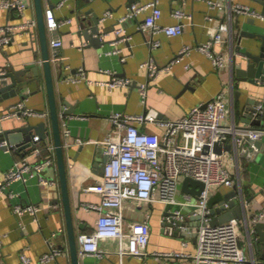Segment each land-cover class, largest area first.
<instances>
[{"label":"crops","instance_id":"0c3cea01","mask_svg":"<svg viewBox=\"0 0 264 264\" xmlns=\"http://www.w3.org/2000/svg\"><path fill=\"white\" fill-rule=\"evenodd\" d=\"M18 1L25 4L22 11L6 9L2 5L4 0H0V20L11 25L36 21V26L30 30H18L9 44L0 46V71H24L26 75L21 77L28 80L34 77L33 68L38 66L42 90L37 91L40 84L35 83L23 90L28 96L26 98L19 95H0V111H7L23 103L28 109L45 113L46 117L26 116L9 119L0 122L1 132L14 130L27 123H50V104L35 0ZM151 1L135 0L129 5V0H42L44 13L48 7L54 8L55 17L61 22L57 30L50 31L46 28L53 63L55 66L63 65L62 70L56 68L53 73L59 109L63 107V98L74 109L73 115L61 116V125L81 264L120 263L118 242L112 239L100 242L101 249L106 252L104 258L80 255V236L92 233L99 217L98 211L87 210L85 206L89 203H100L101 197L97 193L86 191V187L98 183L102 177L101 167L108 155L99 141L104 140L114 128L111 121L113 114L138 115L153 109L158 112L160 119L175 120L186 116L195 106L206 103L224 92L227 103L224 123L255 127L252 124L254 115L250 109L264 103V84L239 83L234 81L232 73L233 55H236L238 61L243 59L237 54V46L240 45L243 51L250 49L258 52L263 44L261 37L242 36V31L264 35L263 20L239 14L233 6L248 5L262 13L260 4L251 0H158L162 9L159 24L162 26L179 22L173 16L176 9H183L192 16L182 22L183 32L177 36L142 30L141 26L150 14L149 9L121 21L134 4L144 5ZM211 1L221 3L223 8H212ZM60 3L62 6H59ZM95 19H98L101 31L99 46H95L78 33L81 24L91 30ZM250 19L256 22L248 23ZM223 22L228 23L229 30L223 33L224 42L216 47L226 59L222 69L216 70L211 59L199 50H192L189 54L179 57L185 46H198L208 42ZM119 28L124 30L128 40L118 41L116 29ZM55 39H61L63 42L57 50L52 46ZM155 41H159L158 47L151 46ZM149 61L160 67L170 64L171 68L152 79L148 67L142 66ZM80 69H84L87 76L94 81L109 80L118 76L129 79L131 83L111 91L99 84L69 81L68 79L76 76ZM142 84L148 85L145 100L140 94ZM142 129L150 133H163V128L156 123H146ZM79 140L82 143H79ZM260 140L262 148L256 161L242 159L229 152L223 155L227 168L232 174L240 176L252 225L256 224L252 220L254 214L264 210V195L261 192L264 186V135ZM47 142L55 147L53 136H50ZM23 152L25 151L0 150V179L13 167L16 160L37 162L43 158L42 154L37 155L31 149L25 157ZM74 156H77V161H73ZM45 174L59 180L57 158L56 164L48 167ZM223 189L225 193L231 190ZM10 194L14 196L10 197ZM56 198L60 199L59 203ZM17 203L40 204L42 210L39 213V221L35 222L29 214H15L13 206ZM124 213L127 223L144 220L147 214H150L151 237L147 257L127 256L123 259V264H197L192 259H156L153 256L157 251H183L192 254L196 252L194 239L184 246L181 238L164 232L162 220L165 206L162 203H145L139 206L133 201H127ZM237 221L241 247L248 259L247 264L262 261L264 244L260 237L253 235V229L249 232L245 220ZM0 239V264H20L22 253L31 257L32 264H72L60 181L57 189L41 187L36 178L26 183L17 181L8 186L0 196ZM50 245L61 248L63 252L56 260L41 263L40 257L49 252Z\"/></svg>","mask_w":264,"mask_h":264},{"label":"built area","instance_id":"2783aa9c","mask_svg":"<svg viewBox=\"0 0 264 264\" xmlns=\"http://www.w3.org/2000/svg\"><path fill=\"white\" fill-rule=\"evenodd\" d=\"M2 5L6 9L20 11L25 7V4L18 0H4ZM210 5L212 8H223L219 2L211 1ZM59 6H62V3ZM233 8L239 14L250 15L264 21V14L248 5L235 4ZM148 9L150 14L146 16L141 29L151 30L153 33L180 35L183 32L182 22L192 18L190 14L179 8L173 12V16L179 22L162 26L159 24L162 9L158 5V0H152L144 5L134 4L121 21ZM44 17L48 30L54 31L60 27L61 22L56 19L54 8L48 7ZM33 26H36V21L11 25L0 20V33H2L0 46L9 44L18 30H30ZM228 30V23H221L208 42L198 46H185L179 57L189 54L192 50H199L211 59L216 70L222 69L226 59L216 47L224 42L223 33ZM116 33L118 41L129 39L122 28L116 29ZM62 44L61 39L52 41V46L56 50ZM159 44V41H155L151 46L158 47ZM142 66L148 67L152 79L171 68L170 64L160 67L153 61L145 62ZM68 80L99 84L111 91L129 86L131 83L129 79L118 76H113L109 80L94 81L87 76L84 69H80L76 76ZM259 83L264 84V80H260ZM147 87V84L141 85L140 94L143 100L147 95ZM256 109L257 113L263 112L264 103H260ZM226 114L227 103L224 92L217 94L206 103L195 106L186 116L175 120L160 119L158 112L153 109L138 115L113 114L111 121L114 128L104 140L99 141L109 157L104 173L98 183L86 187V191L97 193L101 197L100 203H89L85 206L87 210L98 211L99 217L96 229L92 233L80 236L82 245L80 255L104 258L106 252L101 249L100 242L105 239L118 242L119 264H123V259L127 256L145 258L149 255L150 214H147L144 220L126 222L125 203L133 201L139 206L145 203H162L165 206L162 220L164 232L181 238L184 246L195 238V254L183 251H157L153 253L156 259H192L197 264H247L248 259L241 247L238 221L231 220L218 225L212 223L214 216L211 214L209 201L219 189H232L237 185L240 189L239 196L242 197L240 176L232 174L223 158L226 152L224 150L222 153L215 152L214 145L220 143L224 148L230 143L235 149L232 153L238 156L237 148L247 141L260 140L264 130L258 127L225 124ZM26 116L46 117V114L28 109L23 103H19L7 111H0V122ZM146 123L158 124L163 128V133L144 131L142 126ZM78 142L82 143L81 140ZM45 149L48 154L37 162L27 159L15 161L13 167L0 179V196L12 183L17 181L26 183L33 178L38 180L41 187L59 188V180L45 174L48 167L56 164L55 147L47 142ZM34 151L37 155L42 154L40 148ZM186 177L204 183L205 186L199 194L182 191V182ZM212 188H216L214 193H211ZM261 192L264 195V186ZM13 196L10 194V197ZM217 206L219 205H215ZM224 206L228 208V202H225ZM41 210L40 204L17 203L13 206L15 214L19 216L29 214L33 216L35 222L39 221ZM252 220L255 223L264 222V210L256 212ZM62 252L61 248L50 245L49 252L41 255L40 261L41 263L54 261ZM20 264H32L31 257L22 253ZM253 264H264V261H254Z\"/></svg>","mask_w":264,"mask_h":264},{"label":"water","instance_id":"95a60500","mask_svg":"<svg viewBox=\"0 0 264 264\" xmlns=\"http://www.w3.org/2000/svg\"><path fill=\"white\" fill-rule=\"evenodd\" d=\"M262 6V14H264V0H251ZM135 0H129V5H132ZM35 7L37 11L38 28L41 37V46L43 54V68L45 73V83L50 104V123L43 121L38 125L24 124L15 128L14 130H5L0 133V150H14V151H25L22 155L25 157L29 149H37V143L39 141H44L47 143L50 136H53L55 144V153L57 158V167L59 172V181L62 193V201L64 205V211L66 216L67 233L69 238L70 252L72 258V264H81L77 243V236L74 227V217L73 208L70 198L69 189V174L65 157V147L62 136V125L61 116H69L74 114L73 107L71 108L69 102L63 98V107L59 109L55 80H54V69L58 68L62 70L63 65H54V61L51 58L49 51V44L47 40V30L44 19V9L42 0H35ZM248 23H255L254 19L247 21ZM98 19L94 20V27L91 30L85 28L84 24H81V29L78 32L80 36L93 43L95 46H99L101 31L98 27ZM242 36H248L252 38L261 37L263 44L259 47L258 52H254L250 49L243 51L241 46H237V54L242 56L241 61L237 60L236 55H233V77L234 81L237 82H248L253 85H258L259 80H264V35L261 34H248L242 31ZM34 77L26 80L21 77L26 75L24 71L16 70H1L0 71V95L5 96H16L19 95L22 98L28 97L23 90L29 85L39 83L40 88L37 91H41V79L39 77V67L33 68ZM10 80V82H8ZM238 93H240L238 91ZM252 111L253 122L255 127L264 130V111L257 113V109H250ZM250 123L249 120H246ZM51 126V127H50ZM34 131V132H33ZM38 137V139H37ZM6 142L7 144H3ZM262 148L261 140L258 141H247L241 144L238 148V156L242 159L256 161L260 150ZM232 153L235 149L232 144L227 143L223 146L220 143H215L214 151L217 153H222V151ZM73 161H77V156L72 157ZM109 157L103 161V166L101 167L103 173L105 169V164L107 163ZM74 169H72L73 171ZM102 173V175H103ZM204 183L195 180L191 177L184 178L182 182L181 189L183 192H190L195 195L199 194L204 188ZM224 189H219L209 201V207L211 209V214L214 216L213 225H218L231 220H245L249 232L253 229V235L260 237V241L264 244V222H258L254 225L250 223L247 211V199L244 196V190L242 187V197L239 196L240 189L236 185L228 193L223 191ZM60 199L56 198V202L59 203ZM228 202L229 207L224 206V203ZM79 200V204H81ZM219 205L215 207V205ZM80 205L78 210H80ZM177 235V233H176ZM195 241V238H194ZM262 261H264V255L262 256Z\"/></svg>","mask_w":264,"mask_h":264},{"label":"trees","instance_id":"16d2710c","mask_svg":"<svg viewBox=\"0 0 264 264\" xmlns=\"http://www.w3.org/2000/svg\"><path fill=\"white\" fill-rule=\"evenodd\" d=\"M46 143L44 141H39L37 143V148L42 149V156L45 157L48 154V151L45 149Z\"/></svg>","mask_w":264,"mask_h":264},{"label":"rangeland","instance_id":"374dc122","mask_svg":"<svg viewBox=\"0 0 264 264\" xmlns=\"http://www.w3.org/2000/svg\"><path fill=\"white\" fill-rule=\"evenodd\" d=\"M216 191V188L211 189V193H214Z\"/></svg>","mask_w":264,"mask_h":264}]
</instances>
